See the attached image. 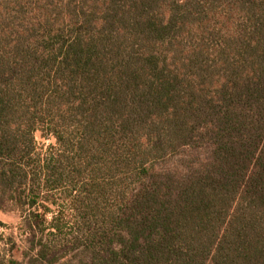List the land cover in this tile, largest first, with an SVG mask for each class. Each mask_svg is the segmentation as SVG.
<instances>
[{"label": "trees", "instance_id": "trees-1", "mask_svg": "<svg viewBox=\"0 0 264 264\" xmlns=\"http://www.w3.org/2000/svg\"><path fill=\"white\" fill-rule=\"evenodd\" d=\"M0 212V264H264V0H0Z\"/></svg>", "mask_w": 264, "mask_h": 264}, {"label": "rangeland", "instance_id": "rangeland-1", "mask_svg": "<svg viewBox=\"0 0 264 264\" xmlns=\"http://www.w3.org/2000/svg\"><path fill=\"white\" fill-rule=\"evenodd\" d=\"M36 142L39 148L45 150L49 146L54 145L53 140L42 139L40 134L36 135ZM20 216L18 213H3L0 212V236L13 235L16 241L22 239V235L19 229Z\"/></svg>", "mask_w": 264, "mask_h": 264}]
</instances>
